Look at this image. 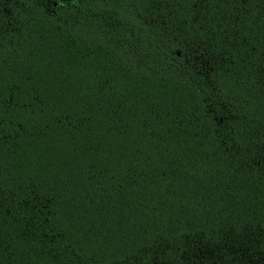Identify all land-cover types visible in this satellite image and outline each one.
I'll return each instance as SVG.
<instances>
[{"label":"trees","instance_id":"16d2710c","mask_svg":"<svg viewBox=\"0 0 264 264\" xmlns=\"http://www.w3.org/2000/svg\"><path fill=\"white\" fill-rule=\"evenodd\" d=\"M0 264H264V0H0Z\"/></svg>","mask_w":264,"mask_h":264}]
</instances>
